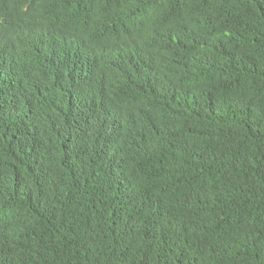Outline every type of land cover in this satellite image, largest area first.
Here are the masks:
<instances>
[{
  "label": "trees",
  "instance_id": "obj_1",
  "mask_svg": "<svg viewBox=\"0 0 264 264\" xmlns=\"http://www.w3.org/2000/svg\"><path fill=\"white\" fill-rule=\"evenodd\" d=\"M36 1L0 0L3 28ZM76 1L29 19L0 79V264H264V0ZM52 27L103 89L39 70ZM98 103L125 129L96 153L76 123Z\"/></svg>",
  "mask_w": 264,
  "mask_h": 264
},
{
  "label": "clouds",
  "instance_id": "obj_2",
  "mask_svg": "<svg viewBox=\"0 0 264 264\" xmlns=\"http://www.w3.org/2000/svg\"><path fill=\"white\" fill-rule=\"evenodd\" d=\"M77 6L76 0H59L56 5L49 0H37L25 7L23 17L19 19L16 28H3L5 20L0 14V79L10 80L15 68L20 65L17 33L26 28L30 18L38 14L71 16ZM42 41V50L37 62L39 70L63 81L65 73L72 71L76 68V64L81 63L77 68L83 69L90 86L94 89L104 88L102 80L105 69L102 55L93 49L83 56L87 45L75 31L52 27ZM73 102L87 103L82 94L74 96ZM76 124L87 137L88 146L96 153L99 148L100 133L105 132L106 136L109 134L121 136L125 129L120 115L105 103L91 104L86 116L80 118Z\"/></svg>",
  "mask_w": 264,
  "mask_h": 264
},
{
  "label": "bare ground",
  "instance_id": "obj_3",
  "mask_svg": "<svg viewBox=\"0 0 264 264\" xmlns=\"http://www.w3.org/2000/svg\"><path fill=\"white\" fill-rule=\"evenodd\" d=\"M80 82H81V80L78 82V86H79V83H80ZM78 86H76V88H77ZM76 88H75V89H76Z\"/></svg>",
  "mask_w": 264,
  "mask_h": 264
}]
</instances>
